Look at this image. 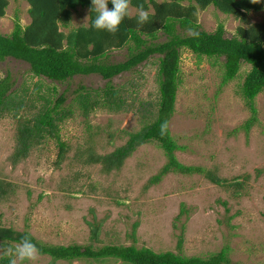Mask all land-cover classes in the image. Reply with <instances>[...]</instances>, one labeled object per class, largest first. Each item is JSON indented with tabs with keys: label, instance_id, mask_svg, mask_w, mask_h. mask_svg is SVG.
<instances>
[{
	"label": "rangeland",
	"instance_id": "rangeland-1",
	"mask_svg": "<svg viewBox=\"0 0 264 264\" xmlns=\"http://www.w3.org/2000/svg\"><path fill=\"white\" fill-rule=\"evenodd\" d=\"M135 12L130 7L131 15ZM16 16L22 25L29 22L25 0H9L5 15L0 17V33H11ZM197 17L206 31L221 23L226 37L234 35L240 24L213 5L198 11ZM249 18L252 22L263 20L264 8L250 12ZM87 22L86 8L73 12L71 27ZM127 54V46L113 49L101 62L123 61ZM156 58L111 79L115 86L124 85L132 109L112 112L96 108L87 118L75 98L79 92L85 93L81 86L103 87L107 80L100 75H76L58 82L33 76L24 61H0V78L9 74L12 89L24 96L16 117L14 110L0 117V179L10 184L8 193L0 198L2 225L28 231L50 245L76 243L98 249L106 244H134L202 258L226 249L232 263L264 264V91L254 100L256 121L245 131L242 124L250 110L239 88L248 64H242L238 75L222 85L221 59L197 61L192 52L182 49L175 110L169 120L171 135L182 146L175 151L178 161L202 166L227 183L241 182V186L217 185L203 174L178 172L148 183L167 161L154 142L139 145L120 169L109 173L99 163H83L82 152L86 151V156L89 150L109 153L126 142L129 132L140 130L150 120L149 112L155 111L158 99ZM37 85H42L41 93L46 87H55V92L50 91L53 101L63 94V107L70 105L71 115L58 125L60 139L68 147L59 159L57 141L46 138L32 147L26 158L13 163L19 116L32 117L43 103L33 99ZM89 223L99 224L96 238ZM2 245L0 255L15 243ZM35 264L126 263L114 258L52 260L39 254Z\"/></svg>",
	"mask_w": 264,
	"mask_h": 264
},
{
	"label": "trees",
	"instance_id": "trees-1",
	"mask_svg": "<svg viewBox=\"0 0 264 264\" xmlns=\"http://www.w3.org/2000/svg\"><path fill=\"white\" fill-rule=\"evenodd\" d=\"M26 2L29 22L22 25L16 16L11 33H0V61L6 58L24 61L28 63L33 76L58 82L67 81L76 75H100L107 80L103 87L86 89L81 86L85 93L79 90L75 98L85 118L96 108L112 112L132 109L133 104L127 102L123 92L124 85L115 86L111 79L123 72L132 71L142 62L157 55L158 99L155 111L149 112L150 120L145 122L140 130L129 132L126 142L109 153L96 154L89 150L86 156V151L82 152L81 155H85L83 163H99L103 171L109 173L120 169L125 159L139 145L154 142L162 149L167 161L159 172L149 179L150 184L158 183L170 172H178L203 174L217 185H242L241 182L227 183L225 178L204 170L202 166L185 165L178 161L175 151L180 150L182 146L177 144L170 129L168 135L162 137L159 128L163 121L169 122L174 113L181 50L187 49L195 55L197 61H202L203 58L214 61L221 59L222 85L238 75L242 64L249 65L239 88V94L250 110V116L242 124V128L245 131L249 130L257 116L254 100L264 91V19L252 22L249 13L261 11L264 8V0H259V3L255 4L251 0H131L130 7L136 12L131 18L125 17L119 30L114 34L93 27L97 14L92 10L91 0H26ZM8 5L9 0H0V17L5 15ZM141 5L150 13L149 22L142 26L137 24V13ZM209 5L240 22L234 35L226 37L221 23L213 31L200 28L198 11L205 10ZM108 6L109 10L114 8L111 0ZM83 8L88 10L87 25L71 27L73 12ZM190 30L199 35H190ZM160 37L164 39L161 41ZM124 46H127L128 54L123 61L101 62L111 50ZM12 87L13 82L9 74L0 78V117L8 110H14L13 116L16 117L23 105L24 96L19 97ZM41 88L42 85L36 86V97L33 98L43 101L36 112L30 118L19 116L17 146L11 156L13 163L26 158L31 148L46 138L57 141L59 159L63 158L68 147L60 139L58 125L71 115L72 109L70 105L63 107L66 100L63 94L53 101L54 96L50 91L55 92V87H46V91L42 93ZM9 185L0 179V198L8 193ZM183 211L184 208L180 212ZM89 225L91 235L96 238L99 224ZM136 227L137 222L133 224V231ZM25 234L29 232L3 226L0 215V243L17 244ZM31 239L37 244L39 254L49 255L52 260L71 261L87 257L96 260L114 258L126 264H236L227 258L226 249L202 258L185 256L169 250L156 252L134 244H106L93 249L91 245L76 243L50 245L40 242L33 235ZM181 243L180 236L178 247ZM0 264H8V258L4 254L0 255Z\"/></svg>",
	"mask_w": 264,
	"mask_h": 264
},
{
	"label": "clouds",
	"instance_id": "clouds-1",
	"mask_svg": "<svg viewBox=\"0 0 264 264\" xmlns=\"http://www.w3.org/2000/svg\"><path fill=\"white\" fill-rule=\"evenodd\" d=\"M252 3H259V0H251ZM92 10L97 14L93 22L96 30H106L110 33H116L125 17L131 18L130 4L131 0H111L114 8L109 10V0H91ZM149 11L141 5L137 13V24L144 25L149 22ZM190 35L198 36L199 33L190 30ZM169 122L163 121L159 128V134L164 137L168 135ZM0 248L3 245L0 244ZM39 248L33 243L31 234L22 236L19 243L4 249V255L8 258V264H35L39 256Z\"/></svg>",
	"mask_w": 264,
	"mask_h": 264
},
{
	"label": "crops",
	"instance_id": "crops-1",
	"mask_svg": "<svg viewBox=\"0 0 264 264\" xmlns=\"http://www.w3.org/2000/svg\"><path fill=\"white\" fill-rule=\"evenodd\" d=\"M25 2H26V0H25ZM26 5H27V7H28V4H27V2H26Z\"/></svg>",
	"mask_w": 264,
	"mask_h": 264
}]
</instances>
